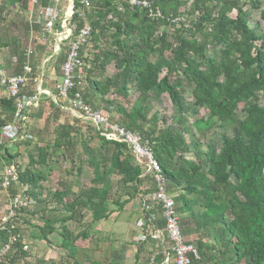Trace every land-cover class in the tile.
<instances>
[{
  "label": "trees",
  "instance_id": "obj_1",
  "mask_svg": "<svg viewBox=\"0 0 264 264\" xmlns=\"http://www.w3.org/2000/svg\"><path fill=\"white\" fill-rule=\"evenodd\" d=\"M18 1L22 5L26 4L25 0ZM91 1L93 6L87 11L85 19L79 18L77 13L74 14L77 28L80 29L86 21L90 23L93 31L88 44L91 41H100L110 31L112 40L110 47L109 41H106L107 50L101 65L104 67L109 61L114 62L115 66V73L108 78L106 85L103 86L98 81L92 83L101 95H111L105 100V108L116 114L119 111V121L122 124L133 128L129 123L136 115L140 117V121L148 120V128L138 131L152 145L154 155L169 180L170 190L181 192L176 198L178 213L181 214V227L190 222L185 218L186 213H192L195 233L199 238L223 242L219 264H242L246 259L251 264H264V32L260 34L250 26V9H260L261 18L264 20V0H194L192 11L199 12V15L191 23L188 22V14L180 11L183 4L180 0H150L151 7L143 9L137 5L131 6L129 0ZM116 1L121 4L120 8ZM78 6L79 0H75V9ZM151 9L154 12L160 10L162 15L153 17L150 14ZM233 10H236L235 17L229 16ZM168 26L170 29L176 27L173 36L167 31L155 36L158 30ZM3 45L8 48L10 56L15 58L11 64L9 59L7 61L9 75L21 73L27 63L31 65L33 74L30 81L36 83L32 92H28L30 85H27L21 95H33L37 87L36 65L39 64L35 65V61L27 57L26 49L19 42ZM211 47L219 48V59L207 56L206 52ZM168 50L172 53L169 60L164 57ZM155 54L158 58L152 62L149 58ZM64 60L65 56L59 57V67ZM164 68L167 69L165 73ZM180 71H184L187 78L182 77ZM184 81L188 82L189 91L185 88ZM133 83L138 88L139 95L127 112L121 105L115 106L112 97L115 95L125 98L126 101ZM163 93H167L173 105L179 107V112H174L171 120L180 125L186 122V116L182 113L188 109L182 107L185 94L190 93L195 105L208 111L205 119L202 117L199 120L200 128L212 126L216 122H239L238 134L234 137H222L219 154L210 145L203 149V145L195 138L192 150L186 138L188 128L183 126L181 130L171 126L167 124L168 120L164 116V125L160 127V117L156 112L148 116L146 106L155 96ZM49 98L50 106L63 105L62 98L58 97V101ZM85 98L93 106L102 108L94 104L96 102L91 99L90 93L85 94ZM0 104L11 110L9 117L3 122L1 120L0 129L4 125L9 127L10 123L13 124V130L16 125V132L21 134L23 125L14 119V101L1 98ZM41 104L42 98L37 108ZM241 104L246 116L239 120L238 110ZM61 109L64 112L67 110ZM77 121L72 116L71 122L65 120L62 123L53 150L58 152L63 149L62 156L68 157L66 152L69 153L80 142L85 153L91 156L89 164L96 171L92 185L103 182V186L100 189L94 188L93 195L88 194V189H83L77 196H70L68 191L61 190L55 191L53 197L69 213L64 218L65 221L76 218L77 212L86 208L92 214V221L99 222L108 219L115 212L108 207L112 191V184L107 180L109 173L121 176L122 184L129 189L128 197L133 198L139 189L142 168L130 156L124 143L108 140L100 135L102 146L111 145L114 148L109 158V166L106 168L105 162H102L101 167L99 161L92 158L95 157L93 150L82 137H77L80 134L76 128ZM0 142L4 159L12 166L16 165V155L8 152L6 143L1 138ZM48 152V147L39 148L37 164H46ZM192 152L193 158H188L187 155ZM35 163L36 160L32 157L31 166L18 172L19 182L27 187L26 193L32 199L41 201L42 192L46 190L44 185L47 176L30 168ZM9 191L10 194H15L14 188ZM190 195L204 199L201 204L202 213L196 215L193 212L188 199ZM196 199L193 201L198 203ZM128 201L129 199L115 200L114 204L118 206L116 211H121ZM26 211L28 210L23 209L21 215L18 214L15 218H21ZM159 221L162 223V220ZM38 229L39 237L46 241L48 235L55 231L50 220H46L44 226H39ZM19 230L15 225L13 230L10 227L0 229V236H6L5 243L11 232L20 237ZM183 234L187 241L190 233L183 231ZM61 235L60 246L63 248H67L71 241L74 243L80 237H89L87 230L73 240ZM209 249L213 250V247L207 250ZM25 251L22 239L19 238L9 256L1 258L0 264H7L12 254L14 263L20 254L26 255ZM140 252L141 250H137L138 255ZM201 253L206 255V251L203 252L202 249ZM230 256H234V261L226 260L225 257ZM196 261L198 260H193V264Z\"/></svg>",
  "mask_w": 264,
  "mask_h": 264
},
{
  "label": "rangeland",
  "instance_id": "obj_2",
  "mask_svg": "<svg viewBox=\"0 0 264 264\" xmlns=\"http://www.w3.org/2000/svg\"><path fill=\"white\" fill-rule=\"evenodd\" d=\"M3 1L4 0H2V2ZM180 1L183 3L182 7L180 8V11L185 14H188V22L191 23L192 20H195L199 15V12L192 11L194 0ZM115 3L117 6H119V8L121 7L119 1H116ZM18 4L20 6L22 5L20 3ZM26 5L28 6V4ZM132 5L134 4L131 1V6ZM2 7L5 8L4 4H2ZM8 7L10 8L11 6ZM28 8H26L25 10L22 9V11H25L23 19L20 15L17 17L14 16V13H9L6 15V17H3L4 9L0 10V32L3 33L4 31V37H6L3 40V43L0 44V47L5 42L9 43L10 35H13V37L17 38L15 41L19 42L23 49H26V47L30 46L29 25L27 24V22H25L26 26L23 27L24 20L27 21L29 19L30 10H27ZM250 10V26L255 28L258 33H263L264 20L261 18V10ZM20 11L21 8L19 12ZM229 16L235 17L236 10L230 12ZM17 18L19 19L18 22L16 20ZM11 21L13 22L11 23ZM175 28L176 27H172L170 29L169 26L167 28L165 27V29L161 28L156 32L155 36L158 37L162 33V31H167L173 36ZM34 29L35 32L39 30L36 29V27ZM12 39L13 38L11 37V41ZM107 40L109 41L108 47H110V43L112 40L110 37V31H107V35L102 36L100 41H91L90 44L84 47L83 57L86 61V66L91 65V68L94 69V74L91 71L90 76H87L90 72L88 71L89 69H87L88 67H86L85 69L87 72L85 91L95 92V94L96 92L99 93V91L96 90L95 84H93L92 81H97L96 79L100 78L101 80H99L98 82L104 86L108 83V78H111L115 73L114 62L108 61L106 62L104 67L101 65V61L104 62V52H106L107 50ZM15 41H13V43ZM1 48L2 50H5L4 47ZM218 49L219 48L214 49L211 47L206 52L207 56L219 59V53H217L219 51ZM2 50H0L1 65L3 63L5 64L6 61V56L4 55L5 51ZM96 56H99V58L96 59ZM171 56L172 53L169 50L164 53V57L167 60H169ZM157 58L158 56L155 54L151 55L149 60L155 62ZM43 59V56L40 55V53L38 52H36L35 55L31 57V61L34 60L35 65L37 63L41 65ZM59 63L60 61L52 59L49 62L50 65L46 67L44 76L47 80V83L45 82L46 86L52 90L57 101V84L62 81V70L61 67H59L58 65ZM166 70L167 69L164 68L163 72L165 73ZM40 73V71H36V75L38 74L39 77ZM184 74V71H180V75L182 77L187 78V76H185ZM29 82L30 83H28V85L30 86H28V92H32V88L34 87V83L36 82L30 80ZM183 83L185 88H187V90L189 91L190 87L189 85H187L188 82L184 81ZM3 91L4 89L0 85V99L2 97H5ZM129 93L130 94L127 97L126 101L125 98H118L114 95L112 97L113 104L115 106L121 105L122 108L127 109L126 111L129 112L131 110V107L135 103L137 96L139 95L138 88L136 87V85H134V83L131 84ZM105 95L111 97V95L109 94ZM184 99L185 101L183 102L185 103H183L182 109H185V107L188 109L187 112L182 113L186 116V122L184 123V125H180L176 121L171 120V115L174 114V112L178 113L179 107H175V105H173L167 93L155 96L148 103L145 110L148 112V116H151L155 112L158 114V116L160 117V127H163L164 125V123L162 122V117L164 116L168 120L167 124H170L171 126L173 125L178 129H181L183 126L185 128H188L189 132L186 133V138L192 150H194L193 139L195 138V140L200 141V143L203 145V149H207V147H209L210 145L219 154L222 147V137L236 136L238 134L237 130L239 127V122L226 124H220L219 122H216L212 126L200 128L198 126V123L201 124V121L199 120L202 119V117L205 119V117L208 115V111L204 107H197L190 93L185 94ZM50 104V98L43 95L41 104L42 106L39 108H35L34 110L32 109L28 120L24 124V126L28 128L27 132H22L21 134L17 133V126L15 130H13V128H9L13 127V124L10 123L8 125L9 127L4 125L0 129V137L6 143L8 152L16 155L14 163L18 165V167H16V165L13 166H15L14 168L17 170V172L31 166V159L32 157H34L36 163L30 168L36 171H41L45 174V176H47V181L44 185L46 190L42 192L43 197L41 195V198L42 200L44 199V201H37L33 198L34 204L32 205L31 209L24 212V215L21 218L16 219L13 217V224H15L16 228L18 227L20 229L19 238L22 239V242L24 244V250H26V255L22 256L20 254L13 264H142V262H138V255L136 257L137 249L140 250V247L144 249V246H149L146 244L140 245L136 242L137 240L134 241V236L136 235V217L134 214V212L136 211L135 209L137 207L136 203L135 201H132V205L124 206L121 211H116L118 206L114 204L115 200L122 201L126 199V194L129 190L122 184L120 175H116L110 172L109 176L107 177V180L110 181V184H112V191L110 194V200L108 201V207L110 210H115V212L111 214V217L109 219L102 220L100 222H93L91 212L88 209L84 208L82 211L77 212L76 218L68 219L65 221L64 218H66L69 213L66 212L62 206H60L61 210H58L56 208L49 209V207H45L48 204H58L53 198L55 191L65 190L68 191L70 196H72V194L74 196H77L83 189H88V194L93 195L92 190H94V188L100 189L103 186V182H98L96 185H92V179L95 177L96 171L94 170V166H91L89 164V157L91 156L85 153V148L80 142L76 144L74 149H71V151L69 152L70 154L66 152L68 157L62 156V152L64 151L63 149L58 152L53 150V144L55 142L57 132L61 130L62 123H64L65 120L71 122L72 116L70 115V110H66L68 114L70 113L68 116V114L64 112L63 109H61L60 107L50 106ZM100 104H102V102ZM100 104L98 105L101 106ZM242 107L243 104L240 105L238 110L239 120H242L246 116V113L242 111ZM10 111V108L4 107L0 104V122L1 120L3 122L9 117ZM119 114V111L117 112V114L113 112L110 114V116L112 119L119 121ZM133 118L134 119H132L129 124L133 125L134 129L140 130L141 128H148V120L140 121V117H138L137 115ZM76 128L77 130L79 129L78 132H80V134H77V137H82L83 141L86 142L89 148L93 150L95 157L92 158H95L96 161H99L98 164L101 167L102 162H105L107 168L110 164L109 158L113 152V146H102L103 141L100 139V134L95 129V127L87 121L78 119ZM23 140L25 142H22ZM41 147L49 148V155L47 157L46 164H44L43 166L37 164L39 159V148ZM2 154L3 152L0 151V229L2 227L1 230H3L2 222H4V216L7 214V211L9 209L8 207L10 196V191L4 190V188L2 187L1 179L3 176L4 169L7 166H12V164L10 165L6 161V159H4V155ZM193 154L194 153L192 152L188 154L187 157L193 158ZM176 158H178V156H176ZM99 171L101 172V170H98V172ZM18 187H21L25 190L27 189V187L20 184V182L19 184L13 185L15 191ZM175 193L177 195V198L181 194L180 191H177ZM194 198H197L196 201L198 203L193 201ZM188 199L190 201V205L192 203V206L195 211L202 210L201 204L204 201L202 197L190 195L188 196ZM57 212H59L60 214V220L65 223V228L63 229V231L58 232L60 235L63 234L70 240H73L75 237L78 236V234L87 230L89 237L86 239L80 237L76 239L74 243H72L71 241L67 248H63L58 245L59 242H61V239L56 234L50 235V243L47 241L42 242L41 238L39 237V225L36 226L35 224H38L37 221L40 223V225L42 224V220L40 219L42 214H44V216H47L48 218L56 219L57 217L55 216L58 215ZM31 213H34V215H31ZM99 224H101V228H96L100 226ZM182 228L184 230V226ZM13 235L16 234L13 233ZM189 235H191L187 237L189 241H193V243L197 242L196 234L190 233ZM211 240V243L210 241H207V244L211 245L213 242H215L216 248L213 251H209V255L212 257L208 258V260L206 261L208 263L206 264H218L219 259L221 258V254L219 251L222 249V244L221 242L215 241L214 239ZM5 243L3 244V246L5 245ZM47 243H49V245ZM42 245L48 246V248H43ZM33 251L34 255L31 254V252ZM141 256L144 257L145 252H143ZM234 259L235 258L233 256V258L230 257L229 260L230 262H232L234 261ZM242 264H251V262L249 259H246L244 262H242Z\"/></svg>",
  "mask_w": 264,
  "mask_h": 264
},
{
  "label": "built area",
  "instance_id": "obj_3",
  "mask_svg": "<svg viewBox=\"0 0 264 264\" xmlns=\"http://www.w3.org/2000/svg\"><path fill=\"white\" fill-rule=\"evenodd\" d=\"M26 4L32 7L41 6L44 0H25ZM49 5L47 10H40L42 24L41 40L46 38L52 40L50 46V58L44 60L50 62L51 59L58 60L62 54L65 60L61 64L62 81L58 84V97L62 98V108L70 110L73 115L92 123L99 134L108 140L122 142L128 148L135 162L142 166L144 173L151 177L155 184L154 189L148 190L145 194H140L143 202L149 206L161 209L164 226L162 230L157 227V216L151 215L141 222L140 226L148 229L154 237L166 235L170 242L167 246L162 239L161 246L164 251L166 263L173 264H193V260L199 258L196 246L186 241L180 224V217L177 209L176 197L169 189V181L163 169L156 159L153 147L148 140L136 129L129 128L120 121L112 119L110 114L102 109L91 105L84 97L80 86L86 76V61L83 57V49L92 39V27L87 21L78 29L74 14L77 13L79 18L85 19L88 10H91L93 4L91 0H79V6L75 9V0H47ZM133 6L140 8H150V0H129ZM53 8H49L50 5ZM153 17L162 15L160 10L157 12L150 11ZM180 19V18H178ZM49 36V37H48ZM64 52V53H63ZM34 54L32 49L26 52L28 58ZM33 74L32 67L27 63L23 71L16 75H8L5 69L0 66V85L4 89L5 97L14 101V119L17 123L23 125V132L28 128L24 126L29 115L34 108L40 104L41 97L46 93L40 86L41 76L37 75V87L32 96L21 95V91L28 85L30 76ZM51 97V96H50ZM52 98L56 101L55 96ZM13 128V127H9ZM1 143V142H0ZM14 184H19V174L13 166L4 169L1 185L4 190L13 188ZM22 187V186H21ZM18 187L15 194L9 196V209L4 216L3 229L10 227L13 230V217L15 218L23 209L32 208L33 199L26 193V190ZM149 189V188H147ZM2 229V227H1ZM11 231V230H10ZM145 235L141 234L139 240L143 241ZM19 236L13 235L12 232L8 241L0 248V260L13 250V246L18 242Z\"/></svg>",
  "mask_w": 264,
  "mask_h": 264
},
{
  "label": "crops",
  "instance_id": "obj_4",
  "mask_svg": "<svg viewBox=\"0 0 264 264\" xmlns=\"http://www.w3.org/2000/svg\"><path fill=\"white\" fill-rule=\"evenodd\" d=\"M4 2V3H3ZM2 2V0H0V10H3L4 9V16L3 17H6V15L7 14H9V13H14V16H21V18L23 19V15H24V12L25 11H22V9H26V8H28L27 10H30V15H29V19L26 21V20H24V25H23V27L24 26H26V24H25V22H27V24L29 25V36H30V38H29V41H30V46L29 47H27L26 48V51H28V50H30V49H32L33 51H34V54L31 56V57H33L34 55H35V53L36 52H38V53H40V55H42L43 56V61L44 60H49V58H50V46H51V44H52V40L50 39V37L47 39H45V40H41V34H42V24L40 23V20H41V13H40V10H41V7H42V10H47L48 9V1L47 0H44L43 2H42V4H41V6H38V7H32L31 5H19L18 3H20L21 4V2L20 1H16V0H4ZM7 2V3H6ZM2 4H4V6H5V8H3L2 7ZM8 6H11L10 8L8 7ZM53 8V5L51 4L50 6H49V8ZM20 8H21V11L19 12V10H20ZM10 9H12V10H10ZM1 15V14H0ZM3 15V14H2ZM17 20V22H18V18L16 19ZM13 21H11V23H12ZM36 27V29H39L37 32H35V28ZM4 35H5V33H4V31H3V33H1L0 32V44H2L3 43V40L6 38V37H4ZM28 36V37H29ZM11 37L13 38L12 39V41H11ZM17 38L16 37H13V35H10L9 36V43L8 42H5V43H8V44H13V41H15ZM1 47H4L5 48V50H2V48ZM1 47H0V50H2V51H5V53H4V55L6 56V61H5V64L3 63L2 65L0 64V66L3 68V69H5L6 70V72L8 73L9 72V69L5 66L6 64H7V61H8V59L10 60V64L12 63V61L13 60H15V58H13V57H11L10 56V54H9V51H8V48L7 47H5L4 45H1ZM64 53V52H63ZM63 56H64V54H62ZM52 60V59H51ZM41 62L42 64L41 65H38L37 66V70L36 71H40L41 73H40V78H41V80H40V82H38V83H40V86H42V88H43V90L46 92L44 95L45 96H47L48 98L51 96V98H52V96H54V93L52 92V90L49 88V87H47L46 86V83H47V80H46V78L44 77L45 76V71H46V67H48L50 64L48 63V62H46V64H44V62ZM56 61H58V60H56ZM9 62V61H8ZM54 63V62H53ZM8 69V70H7ZM87 69H89L88 71H90L89 72V74L87 75V72L85 73L87 76H90V73H91V71H92V73L94 74V69H92L91 68V65L87 68ZM100 74V73H99ZM38 75V74H37ZM86 79H87V77L85 76V78H84V81H83V83H82V85L80 86V88H81V90L83 91V94H84V97H85V94H87V93H90V96H91V99L94 101V102H96V103H94L96 106L98 105V104H100L101 102H102V104H100L101 105V109H103V110H106V112H108L109 114H111V113H113V112H110L109 110H107V108H105V100H108V95H105V96H103V95H101V93L99 94V93H97L96 92V94H95V92H91V91H85V88H86ZM97 81H99V80H101L100 78H98V79H96ZM46 82V83H45ZM60 83V82H59ZM58 83V84H59ZM57 84V85H58ZM97 90V89H96ZM97 91H99V90H97ZM34 94V93H33ZM30 96H32V94L31 95H29V97ZM42 98V97H41ZM53 99V98H52ZM54 100V99H53ZM98 103V104H97ZM91 104V103H90ZM92 105V104H91ZM95 107V106H94ZM60 108H62L61 106H60ZM97 108V107H96ZM35 109V108H34ZM100 109V108H99ZM71 114H72V112H71ZM72 116H74V117H76L77 119H80V120H83V119H81V118H79V117H77V116H75V115H73L72 114ZM83 121H85V120H83ZM88 123H90L89 121H87ZM92 124V123H91ZM93 125V124H92ZM94 126V125H93ZM15 127H16V125H15ZM95 127V126H94ZM4 129V128H3ZM3 129H2V131H3ZM96 129V128H95ZM97 130V129H96ZM99 133V132H98ZM1 135V134H0ZM1 138V137H0ZM2 139V138H1ZM129 152V151H128ZM129 154H130V152H129ZM130 156L132 157V155L130 154ZM135 161V160H134ZM140 166V165H139ZM8 167V166H7ZM141 168H142V172H141V174H140V176H139V178H140V181H139V189H138V192H137V194L135 195V196H133V198H129L128 196V194H126L127 195V198L126 199H124V200H122V201H126V200H128L129 199V201L126 203V205L127 206H129V205H132V203L135 201V203H136V211L134 212V214H135V217H136V228H135V226H134V228L136 229V235L134 236V241L135 240H137L136 242L138 243V244H140V245H142V244H146V245H148L149 247H146V246H144V249H142L141 247H140V250H141V252H140V255H138V254H136V257H137V255H138V262L139 263H141L142 262V264H173V262H169V263H166L165 262V259H164V251H163V247L161 246V244L163 243V242H161V240L163 239L164 240V242H165V244L167 245V246H169V244H170V242L167 240V237H166V235H164V237H163V235L161 236V237H154L153 235H151L150 234V231L148 230V229H146V228H144V227H142V226H140V224H141V222H143L144 221V219L146 218V217H148V216H151V215H155V216H157V218H158V220H157V227L160 229V230H162V228H163V226H164V221H163V217H162V212H161V209L160 208H158V207H153V206H149V205H147V204H145L144 202H143V199L140 197V194H145V193H147L148 192V190H152V189H154V187H155V184L151 181V177L149 176V175H145V176H141L143 173H144V169H143V167L142 166H140ZM164 173V172H163ZM165 174V173H164ZM166 176V175H165ZM167 177V176H166ZM169 181V180H168ZM1 182H2V179H1ZM147 188H149V189H147ZM170 189V188H169ZM171 191V190H170ZM172 192V191H171ZM175 192H177V191H175ZM175 192H172L173 193V195L175 194L176 195V193ZM174 195V196H175ZM45 196V195H44ZM42 197H43V195H42ZM176 198H177V195L175 196ZM54 198V197H53ZM52 198V199H53ZM133 199V200H132ZM131 200V201H130ZM41 201H44V199L43 200H41ZM133 201V202H132ZM190 202V201H189ZM192 204V203H191ZM125 205V206H126ZM60 206L61 205H59V204H54V205H47V206H45V207H49V209H58V210H61V208H60ZM44 207V208H45ZM193 207V206H192ZM35 211H37V210H35ZM193 212H195L196 213V215H198L199 213H202L203 212V206H202V210H200V211H195L194 210V208H193ZM116 213H118V212H116ZM57 214L58 215H54L55 217H57L56 219H53V218H48L47 216H44V214H42L41 215V220H42V224L40 225V223L37 221V223L38 224H35L36 226L37 225H39V226H44V224H45V222H46V220H50V222L52 223V225L54 226V228H55V231L53 232V233H51V234H56L57 236H59L60 237V239H61V242H62V235H60L58 232H61V231H63V229L65 228V223L63 222V221H61L60 219H61V217L59 216L60 214H59V212H57ZM31 215H34V213H31ZM186 217V219H189L190 220V222L189 223H187L186 224V226H184V230L183 231H185V232H187V233H193V234H196V239H197V242H194L193 243V241L191 242V241H189V240H187L188 242H191V243H193V244H195V246H196V248H197V250H198V253H199V258L198 259H194V260H198V261H196V264H206V263H208V262H206L207 260H208V258H211L212 256H210L209 255V251H213L215 248H216V243L215 242H213L211 245H209V244H207V241L209 242L210 241V243H211V239H209L208 240V238L207 239H203V238H199L198 237V235H197V233H195L196 231V226H195V224H194V220H193V217H192V213H186V215H185ZM110 217H111V215H110ZM109 217V218H110ZM179 217H181V214L179 215ZM108 218V219H109ZM27 220V219H26ZM62 220H63V218H62ZM103 220H106V219H103ZM159 220H162V223H160V221ZM188 220V221H189ZM102 221V220H101ZM100 222V221H99ZM100 226H98V227H96V228H101V224H99ZM200 229V227L198 226V230ZM50 234V235H51ZM141 234H143V235H145L146 237H145V239L143 240V241H140L139 240V236H141ZM50 235H48V241L47 242H49L50 243V241L49 240H51V238H50ZM10 236V235H9ZM191 236V235H190ZM188 237H189V235H188ZM8 239H9V237H8ZM5 240H7V238H6V236L5 237H2V236H0V247H2L3 246V244H4V241ZM42 240V242H45L46 240L45 239H41ZM198 240H199V242H198ZM60 241V240H59ZM61 242H59V246H60V244H61ZM49 243H47L48 245H49ZM200 244V245H199ZM221 244H222V247H223V242H221ZM43 246V248H48V246H45V245H42ZM210 247H213V250H207L208 248H210ZM221 247V248H222ZM200 248V249H199ZM201 249H202V251L203 252H205L206 251V255H203L202 253H201ZM137 250H139V249H137ZM200 250V251H199ZM143 252H145V256L143 257V256H141V254L143 253ZM220 252V251H219ZM13 253V252H12ZM10 254V253H9ZM9 254L7 255V257L9 256ZM31 254L32 255H34V251L33 252H31ZM221 256V255H220ZM231 258H233V256H230ZM230 257H225L226 258V260L228 259H230ZM6 258V257H5ZM221 259V258H220ZM219 259V261H221ZM230 261V260H229ZM7 264H13V254H12V256L10 257V260H9V262H7ZM218 264H219V262H218Z\"/></svg>",
  "mask_w": 264,
  "mask_h": 264
}]
</instances>
